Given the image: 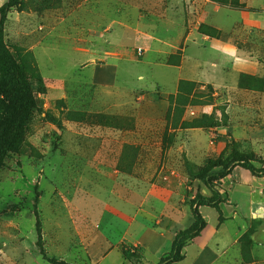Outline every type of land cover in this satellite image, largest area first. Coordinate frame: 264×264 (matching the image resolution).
Listing matches in <instances>:
<instances>
[{"label": "rangeland", "instance_id": "1", "mask_svg": "<svg viewBox=\"0 0 264 264\" xmlns=\"http://www.w3.org/2000/svg\"><path fill=\"white\" fill-rule=\"evenodd\" d=\"M0 25L25 76L0 79V264L86 260L107 211L228 163L234 124L264 167V0H0Z\"/></svg>", "mask_w": 264, "mask_h": 264}, {"label": "crops", "instance_id": "2", "mask_svg": "<svg viewBox=\"0 0 264 264\" xmlns=\"http://www.w3.org/2000/svg\"><path fill=\"white\" fill-rule=\"evenodd\" d=\"M117 71L110 72L108 82L112 85L117 84ZM231 128L237 142L248 150L246 140L254 138L252 127L234 124ZM174 174L153 183L137 209L116 207L107 211L88 247L86 260L76 259L73 264H134L124 256V246L138 253L137 264H157L172 250L177 232L194 223L191 200L198 192L207 197L213 195L202 180L195 178L188 183L186 176ZM217 183L226 197L221 211L212 207L217 212L212 222L203 213L208 205L198 207L207 225L186 244L180 264H263L264 261L257 260V251L258 244L264 245V176L253 175L236 165ZM237 192L246 202L242 210L239 198L235 197ZM253 226V243L247 249L251 253H246L244 260L243 238Z\"/></svg>", "mask_w": 264, "mask_h": 264}, {"label": "trees", "instance_id": "3", "mask_svg": "<svg viewBox=\"0 0 264 264\" xmlns=\"http://www.w3.org/2000/svg\"><path fill=\"white\" fill-rule=\"evenodd\" d=\"M2 33V28L0 25V34ZM11 79L14 81H24L25 76L20 71V64L15 56L14 50L11 49L8 45H6L2 39L0 40V79ZM194 82L188 80H181L179 83L177 100L180 99L181 102H185L186 95L185 91L190 85H193ZM172 96V100L174 99V95ZM7 114V116H5ZM4 114V110L0 112V135L4 136L7 133L15 132L16 129L9 128L7 125V119L10 116V113L6 112ZM3 136V137H4ZM2 143V140L0 141ZM234 145V149L231 153L230 159H228V163L224 162H216L215 164H211L202 170L201 173H195V171H190L191 179L198 178L202 180L213 192V195L210 197L204 196L201 193H197L196 196L191 200L193 215H194V223L186 228L177 232L172 250L163 256L157 264H180V262L184 259V247L186 244L198 237L203 229L206 227L207 222L201 212L199 211V206L208 205L216 208L218 211H221V204L225 201L226 197L220 190L219 182L221 179L225 178L228 174H230L232 168L236 165H240L246 169H248L253 175L256 176H264V167L257 166L254 162L257 160L255 153H245L244 151L239 150V148L235 147V145L239 142L232 141ZM192 193V192H191ZM258 223V222H256ZM255 226L249 229L243 238V242L245 241L246 245L251 246L253 240L251 238L252 233L255 231ZM124 256L130 261L137 264L139 260V255L135 251H132L130 248L124 246L123 247ZM60 264H68L65 261H62Z\"/></svg>", "mask_w": 264, "mask_h": 264}]
</instances>
